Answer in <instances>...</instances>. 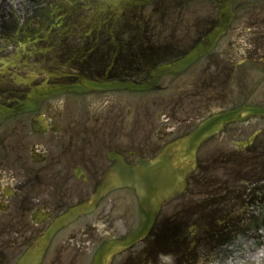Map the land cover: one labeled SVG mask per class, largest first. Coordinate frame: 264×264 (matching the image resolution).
Listing matches in <instances>:
<instances>
[{"label": "flooded vegetation", "instance_id": "obj_1", "mask_svg": "<svg viewBox=\"0 0 264 264\" xmlns=\"http://www.w3.org/2000/svg\"><path fill=\"white\" fill-rule=\"evenodd\" d=\"M245 102L264 107V0H0V264H17L119 159L151 160ZM197 161L186 195L112 264H246L239 239L264 231V121L227 127ZM139 224L134 193L113 191L41 264H93Z\"/></svg>", "mask_w": 264, "mask_h": 264}, {"label": "water", "instance_id": "obj_2", "mask_svg": "<svg viewBox=\"0 0 264 264\" xmlns=\"http://www.w3.org/2000/svg\"><path fill=\"white\" fill-rule=\"evenodd\" d=\"M253 115L264 117V110L252 109L232 112L228 115L220 117L219 124L230 122L235 119H240L242 115ZM210 130L202 129L194 139L204 138ZM191 140L189 143H192ZM177 150V149H176ZM168 151L164 154L162 161L152 163V165L145 167L143 170H133L119 174L118 181L124 185H130L137 189L139 197L141 199L140 209L143 215V226L141 232L137 235L139 237L145 234V231L149 229L150 223L153 221L155 214L158 212V208L166 198L174 195L180 188L183 172L179 170L181 161L187 157L189 148L186 150V154H182L179 151H174L171 156V152ZM177 153V156H176ZM101 256L97 259L96 264H101Z\"/></svg>", "mask_w": 264, "mask_h": 264}, {"label": "rangeland", "instance_id": "obj_3", "mask_svg": "<svg viewBox=\"0 0 264 264\" xmlns=\"http://www.w3.org/2000/svg\"><path fill=\"white\" fill-rule=\"evenodd\" d=\"M253 239H257L256 242H253ZM239 244V246L242 245V250L238 248L236 251V260L245 259L246 264H263L264 257L260 255L264 253V231L260 235L253 237L251 242H245L239 239ZM245 257L248 258L246 259Z\"/></svg>", "mask_w": 264, "mask_h": 264}]
</instances>
